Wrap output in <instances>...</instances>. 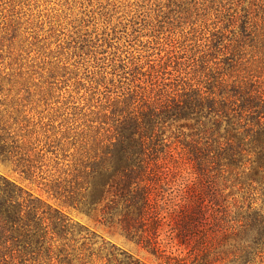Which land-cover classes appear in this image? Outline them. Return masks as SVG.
<instances>
[{
	"label": "rangeland",
	"instance_id": "obj_1",
	"mask_svg": "<svg viewBox=\"0 0 264 264\" xmlns=\"http://www.w3.org/2000/svg\"><path fill=\"white\" fill-rule=\"evenodd\" d=\"M257 1L0 0V76L5 78L0 110L8 128L4 135L24 136L40 168L31 182L7 165L0 164V176L58 206L44 185L66 179L85 141L102 133L94 120L106 103L127 94L156 100L181 91L184 82L196 86L206 69L221 65L223 46L243 40L247 13ZM248 40L240 59L244 65L249 64L244 60L261 56L254 55ZM190 123L181 120L161 130L175 148L181 172L164 191L165 204L183 190L184 176L191 171L177 155L180 142L191 132ZM234 184L233 179L226 183L230 219L245 220L251 234L264 230V191L257 184ZM62 212L71 220L72 232L63 239L38 238L41 243L29 253L21 246L19 254L6 250L1 262L130 264L125 258L130 256L143 264H164L128 241L116 225L99 220L97 211ZM166 224L161 245L176 254L174 233Z\"/></svg>",
	"mask_w": 264,
	"mask_h": 264
},
{
	"label": "trees",
	"instance_id": "obj_2",
	"mask_svg": "<svg viewBox=\"0 0 264 264\" xmlns=\"http://www.w3.org/2000/svg\"><path fill=\"white\" fill-rule=\"evenodd\" d=\"M251 7L243 40L223 46L221 65L206 69L196 86L184 82L181 91L156 100L127 94L106 103L94 120L102 133L85 141L66 179L44 185L58 206L0 176V264L6 250L19 254L21 246L29 253L38 238L63 239L72 232L64 208L97 211L99 220L116 225L128 241L164 264H264V230L251 234L245 220L230 219L226 193L230 179L264 191V0ZM246 40L254 55H261L244 60L248 65L240 60ZM4 79L0 76V87ZM2 114L0 164L35 181L38 155L24 136L4 135ZM181 120L191 122V132L177 155L191 171L179 198L165 204L164 191L181 172L175 148L161 130ZM166 223L176 254L161 245Z\"/></svg>",
	"mask_w": 264,
	"mask_h": 264
}]
</instances>
